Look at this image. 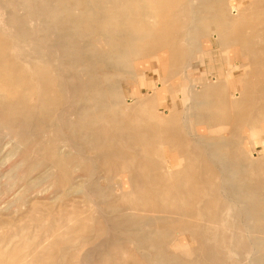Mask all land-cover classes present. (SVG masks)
<instances>
[{"label":"rangeland","instance_id":"rangeland-1","mask_svg":"<svg viewBox=\"0 0 264 264\" xmlns=\"http://www.w3.org/2000/svg\"><path fill=\"white\" fill-rule=\"evenodd\" d=\"M190 1L191 2L193 1L192 3L193 5L191 4ZM208 1L209 3L206 4V6L203 3H202L203 5L202 6L201 0H189L187 2L186 0H183V4L185 5L184 8L186 7L185 9L187 10V8L189 7L188 10L190 13L192 12L191 14L188 13V10L186 11L185 9L182 12L183 13L182 14L180 8H175L171 11L170 16L173 19H170V21H173L175 19V16H178L176 18H178V20L182 22V24L184 23L183 28L181 29L182 33L184 32L183 29L188 28V36L186 37V39H184V41L180 40L178 43L172 44L173 42L171 41L167 42L168 47L170 46H173V48L179 47V49L168 51L166 48V53H167L166 58H169L168 61H166V63H165V60H163V58L159 56V52L158 53L156 52L153 54L142 55L141 48L140 49L135 48L134 53L130 55H123L120 58H114L112 60L113 64L115 65L114 68L116 69L114 70L115 73H113V77H115L114 79L116 80L112 78L113 80L111 81L106 80L105 82L107 83L105 82L104 83L107 85L109 84V82L111 83L112 81H114L113 83L115 84L114 85L115 98H112L109 102H107L109 109L106 111H103L104 114H102L103 115L102 120L98 123L103 124L109 119L110 125L108 124V126L106 127V131L112 134V133H117V132H114L117 129L116 131H118V133L125 134V133H128V131L121 132L120 130L122 129H119V127L123 123V117L126 116V118L124 117V123L127 120V124H123L121 128L124 127V125H127V128L126 127L124 128L126 130H129V133L126 134L128 136L125 135L126 138H123L124 140L122 142H120L121 140L118 142L114 141L116 144L114 143L113 145H109L110 147L108 146V144H105V147H103L104 150L101 149L103 151H96L97 152L96 153L94 151L96 148L93 150V143L89 144L86 142H82V140L80 139V137L85 138V136H90L93 133V130H92L93 127L85 125L84 124L85 121L82 120L80 128H79V133L76 132L75 130L77 129L75 128V124H77L76 116L78 114L81 115L82 113H84L81 115L82 117L85 116L86 118H90V117L93 118V98L90 103L86 102L85 99L87 96L84 97V94H83L85 92H82L83 90L79 91L77 89L78 91L76 90L77 92L76 94L78 97L76 98L77 100H75L74 98H72L74 95L71 91L73 86H76L77 88H79L82 86V84L84 85L87 82L89 85L92 86L93 82L90 79L87 80L84 72H82L81 70L79 72L78 67L76 69L73 66L69 67L67 63H63L62 65L61 63L60 64L58 63L59 61L57 60L61 58L63 55L65 56L66 52L57 51L58 48L55 49L56 47L48 39L47 40L43 39L40 41V38H41L40 36L42 35V33L47 35L50 32V28L47 27L48 24H45L44 20L42 21L38 18V12L35 11L39 0H0V36L12 43L11 47L13 51L15 52H16V49H20V48H22L23 50L24 49L27 50L30 48L32 49V48L40 47V50H42V52H44L46 56H50L51 58L50 63L53 65H56L54 66L56 67L54 68V71H56L55 72L56 75L61 80H63L62 83L66 86L65 93L67 94V95L64 94L65 97H64L63 103L65 104H62V107H58L57 109L60 112V113L58 112L59 117L58 118L54 116L50 117L49 114H48L49 117L45 115L40 119L42 121L41 123L42 125L40 126H37L40 121L36 119L35 115H32V110L30 109L34 107L30 105L33 102L22 105V107L25 110V113H28V115L15 118L14 119L15 123L13 125H9L6 123V120H5L6 112L2 108H0V264H103V263L104 264H114V262L115 264L117 263L123 264V262L124 264H127V263L133 264V262L134 264H148V262L151 264L152 263L154 264V262L152 261L154 260V258H155V262L158 260L155 264H158V263L165 264L167 263V261H168L167 264H172V263L173 264H199V263L200 264H210V262L208 260L206 261L205 259L206 257L203 254L204 252L203 248H199V245L194 246L195 243H191V239H192L191 231H189L188 233L185 231H180V230L177 231L178 228H175L174 224L175 223L177 224L176 220L178 218H176V215H173L174 213H170V210H172L175 206H178V205L180 206L181 203H182L181 206L187 208L193 202H198L197 207L200 211L203 205L201 201H204L207 198L208 192L206 191H208V189L205 188V186L204 187L202 186L201 189H203L205 193H203L202 197L200 198H199V195L195 192L193 194L189 193L188 196L185 195L186 197L185 196L180 197L182 198V200L179 199L178 201L176 200L178 198L175 199V196H174L176 192L175 184L177 181H179L181 184L185 183L183 181V175L185 174L188 166H189V170L191 169L195 171H197V169L202 168V166L203 168L204 167H209V168L214 167V169H217L220 171L223 168L226 170L229 169L230 168L229 165L232 162H235L236 164H238L242 170H249V171L254 170V171H257L258 173H261L260 177H262V179L264 180V106H263L264 105V101H263L264 100V96H263L264 95V59H263L264 57V0H225L226 2L225 1L223 2L222 0H220L223 3H225L224 5L223 4L220 5L222 2H220L219 0H208ZM191 5L193 6V9ZM216 6L218 7L221 6V7L219 9V8H216ZM232 6L237 8L235 12L230 11V8ZM191 9L192 11H190ZM238 10L241 12H239ZM242 11L244 14L242 13ZM217 14L219 18H217L216 16ZM13 15H15L16 20L15 18L13 19L12 17ZM185 15L187 17H185ZM258 15H260L261 17H259ZM180 17L182 19H180ZM183 18L185 19L183 20ZM229 18L230 20L232 19V21L228 23L229 20H226V19H229ZM12 21L24 27V30L21 31L20 39L17 40L18 41L17 43H15L16 42L15 38L17 37V35L19 36V34L16 35L14 33L16 31L14 29H11L10 25ZM221 23H224L223 28H220L219 26ZM234 24L235 26L233 27H236V29L234 28L235 31L237 33L240 32L239 34H241L242 36L244 35L241 41L240 40L235 41V43L233 42L234 40L231 37L229 38V35L231 36L233 33L232 31H234L232 27V25ZM214 28L216 30H214ZM224 32L226 33L223 34ZM228 32L231 34H229ZM65 40L66 39L63 38V42H65ZM83 43L81 41L80 44L83 45ZM98 45L97 43L94 44V46L97 49L99 48L100 51L103 50L104 47L105 49H107V45L103 44L102 46L101 42H99ZM241 50H243V52ZM175 57H180L181 62H179V64L175 66L176 69L175 67H173L174 68L173 69L171 66L172 63L169 61L171 60V58H175ZM182 61H184L183 62L184 65L181 64V67H180V63H182ZM253 61H255V63ZM163 62L165 63L164 65H163ZM239 63L240 65H238ZM168 67H171V68H168ZM123 68L124 70L122 71ZM178 68H181V69L177 70ZM216 69L218 72H220L221 77L219 76L220 74L216 71ZM176 70L179 72H177ZM173 71H175V74ZM198 76L200 80L198 79ZM203 80H205V82ZM115 81H118V82L115 83ZM196 81L200 85H197ZM201 84H203V86H201ZM198 86H201L200 89H198ZM156 87L157 89H155ZM150 88L151 90L153 88L154 91L152 90L153 91L152 92L148 90ZM203 88L205 89V91L209 90L208 94H207V91L205 93ZM190 90H193V91L198 90V92H200L199 93L200 95H196L198 92L196 93V91H194L192 93V91ZM256 91L258 92L256 93ZM151 92L154 94V96ZM188 92L190 93L189 95H188ZM201 93L204 95L201 96L202 95ZM209 93L211 96L209 95ZM215 93H218L219 95ZM225 95L228 97H226ZM189 96H191L192 98L191 97L189 98ZM206 96L209 98H207ZM215 96L217 97L215 98ZM146 97L147 98L153 97L152 101L151 99H149L151 104L149 103ZM222 98H223L222 105L230 109V110L227 109V111H230V113L226 111H222L223 109L224 110L226 109L225 107L220 106L221 105L220 101H222ZM224 98H228L229 100L225 99L226 100L225 102ZM214 99L215 100L219 99L220 101H217L218 102L217 103ZM231 99H233L234 101ZM145 100L148 102H145ZM259 100H261L262 102ZM165 102H168V103L165 104ZM212 102L217 104L216 105L217 107L215 106V104H212ZM224 102L225 104L227 103L229 104L224 105ZM146 103L147 104L149 103V107L147 106ZM210 103L213 105V107L215 106L214 107L215 109L216 108L217 109L215 110L213 107L210 108V105H211ZM236 103L240 104V106L237 105ZM208 104L210 105L207 106ZM151 105L153 106L150 107ZM218 105L220 106L221 110H219L220 108ZM87 106H89V109ZM144 106L145 108L147 106V110L144 108ZM238 106H239V109H238ZM261 106L262 108H260ZM153 107H156V108H153ZM133 108H134V111H132ZM139 108L141 109V111L144 109L142 113L145 115H142V113L140 115ZM149 108L151 109L149 110V112L151 111L154 114H152L151 112L149 114L147 113ZM203 108H207L206 109L207 112L205 109L203 110ZM234 108H235V111L233 112ZM85 109L88 110L87 113ZM116 109H118L117 112H115ZM121 109H125V110H122L121 112L119 111ZM171 110H173L172 113H171ZM209 110L211 111L208 112ZM131 111H132V114L130 113ZM135 111L139 113L136 112L137 114H135L134 113ZM159 111L160 112L162 111L161 113L163 115L165 114L166 115L162 116ZM219 111H221L222 113L224 112L223 116H222V113H220ZM257 111L259 113H257ZM118 112L123 114L122 117L120 116L121 118L118 117V115H121ZM194 112H195V115H197L196 118L194 116ZM205 112L208 114L210 113L211 114L210 117L211 116L212 117L210 118L209 115L208 117L203 118V119L198 117L199 114H203ZM242 113L245 116H243ZM228 114H230L231 116ZM131 115L132 117L133 115L135 116L131 119ZM156 115L159 117V118L157 117V120L162 118L165 121H167V122H165L164 120L161 121V123H163L164 121L163 124L166 128L162 126L163 124L159 125L161 123L159 124L156 123V122H159L156 120ZM146 116H147V120H146ZM151 116H155V118ZM115 117H117V119L120 120V123ZM236 117H238L240 120ZM110 118L111 119L115 118L114 122ZM144 118L145 120H143ZM169 118L171 119L169 120ZM152 119H154L155 122H152L153 121ZM205 119H207L208 122ZM115 120H117L118 122V123L116 122L117 124L115 123ZM141 120L143 121V124ZM130 121H131V124H130ZM67 122H71L74 125L70 126V124ZM91 122H93V120ZM112 123L113 125L114 124L115 125L113 126ZM128 123L130 126L128 125ZM134 123L136 124L132 126V124ZM152 123L154 126L152 125ZM118 124H120V126ZM147 124L152 125V126L150 125L149 126L153 129V131L151 130V128L148 127ZM131 126H132V129H130ZM134 126L138 129L137 133H136L137 129ZM137 126H139L141 129ZM153 127L154 128L156 127V128L154 129ZM159 127L162 129V131L160 130ZM144 128L145 130H148V131L146 132L143 131ZM157 128L159 129L157 130ZM139 129H140V132L143 131L141 132L142 134H140ZM149 130L153 132L152 133L150 131L152 135L149 134ZM169 130L170 132H168ZM144 132L147 133V134H144L145 136L148 135L147 137H143ZM169 133H171V135H169ZM138 134L140 135L141 138H139ZM169 136L172 139H169ZM30 137L31 138L35 137V138H32L33 142L34 140H36L40 144H37L38 142H35L36 144L31 142L32 140L30 139ZM142 138L143 140H141ZM213 138L214 139L217 138V140L220 141V143L218 144L216 143L217 145L219 146L220 144H222L223 146L225 145L224 151H226L225 152L226 154L223 151L224 149L223 146H222L223 148L217 146V149L219 148L221 152L219 149H218L219 151L215 150L216 149L215 147L214 150L217 152L216 155L214 154L213 156L212 155L213 152H211L210 154V151L212 150V148H214V146L209 145L208 142L212 141L211 139ZM47 141L50 142V144ZM191 141L193 143H191ZM46 143H48V146L45 145ZM137 143H138V146L140 145L139 147L135 146L137 145ZM39 145L41 146L40 148H38ZM131 145L138 147L136 149L137 151H139L138 149H140L139 153L143 151L142 154L141 155L139 154V156L136 155L135 158L133 157L135 155L131 154L128 156L127 159L125 158L127 156H125L124 158L123 157L121 158V156L114 157L116 159L113 158L114 159L113 163L115 166L117 165L116 166L117 168L119 166L118 163L120 164L123 161L125 165L129 167L139 162L138 160H141L140 158L144 160V158L147 157L148 155H151L149 156L151 159L147 157L145 158L147 159V161L146 160L142 161V162L146 161L144 165L141 166V169H140V171L142 170V175L145 173V175H143V179H142L141 174H136V176L133 177L137 179V175H139L140 177L138 178L137 182H140L142 186L140 185V187L138 188L139 183L137 184L136 182L137 187L135 188L133 187V189L124 188L123 185H121L122 186L121 188L118 186V184L121 183V179L117 180V179H114V177H117L118 175L119 176L117 178H121L122 176L130 177L131 172L125 171L127 172L126 173L127 175H125V172L116 173L118 171H114L115 169L112 168L113 166L112 163L110 165L108 164L111 170L110 168L109 169L106 168V164L103 161V158L105 159L106 157L104 153L106 152V148L108 152V150L109 151L111 150L109 149L111 147L113 148L112 149L113 154H115V151L117 150L118 147L121 149V151L123 148V150L125 149V152L128 150L130 152H135L136 151V149H134L135 147H132ZM195 145L196 147H192ZM203 145L205 147H203ZM42 146L44 147V151H43ZM45 146L47 147L45 148ZM141 146H143L144 148ZM209 146H210V149H208ZM54 147L56 151L52 149ZM129 147H131L132 149ZM146 148L148 152L146 151ZM189 148H191L190 151L192 150L191 153L189 152ZM206 150H208L209 154L206 152ZM151 151L152 152L154 151V152L152 153ZM98 153H101V154H98ZM219 153H222L221 155L223 156H220ZM203 154H207V155H203ZM217 154L220 156L219 158L223 160L222 162H220ZM57 155L60 158H58ZM99 155L102 157H100ZM188 155H191V156L188 157ZM211 155L215 157L213 158V160H210L212 159ZM50 156L52 159L50 158ZM205 156H208L207 157L208 159H206ZM55 158L58 160H56ZM61 158L65 161L67 168L64 167L66 165H63L64 161ZM64 158L67 159V161ZM131 158H134V161ZM120 159H122L123 161ZM164 159L166 161H163ZM171 159L172 160L174 159L176 162L179 161L180 164L178 165V163L177 164L173 163L172 164L173 169L170 168V170L167 171L165 165L166 163L168 165L169 160ZM126 160L128 161L126 162ZM57 161L58 162L60 161L63 164L61 163V165L59 166L56 163ZM211 161H213V165L215 166L211 167L212 165ZM70 162L71 163L74 162V164H71ZM76 162L77 164H75ZM130 162L132 164H130ZM149 162L152 168L149 166ZM219 162L222 164H220ZM216 164H218L222 169ZM53 165L55 168L53 167ZM221 165H224L226 168ZM146 167L148 168L146 169ZM162 167H165V168H162ZM112 170L113 172H111ZM230 172H233V174H231V177L233 176L235 178L234 176L235 172L233 170ZM154 173L157 177L154 175ZM161 173L164 174V179L166 180V181L162 180L163 182L161 183L165 184L164 186H167V187L169 186V189H167V187L163 189V191L167 192V193L163 192L166 195L162 193L161 195L159 194L160 191L158 187V181H156L155 179V178H159V175ZM59 175L60 177H57ZM222 177L223 178H219V180L223 179L222 183L224 182V184H222L220 180L221 186L222 185L223 186L222 188H220L221 198L220 197L219 198H220V202L222 200V203H223L222 205L223 208L220 211L221 212L220 215H221L223 222L222 221L217 222V220H213V219H205V218L202 219L199 216H197L198 222L200 221L203 226H207V227L209 226L210 228H221V230L224 228L223 232L227 237H229V241L231 240L230 241L231 245H235L234 244L235 237H236V240H244L245 238H249L250 234L252 235V237L256 236L257 234H258L257 235L258 237L259 236L264 237V234H261L260 232L259 233L254 232V230H251V228L247 226H243V225L241 226L242 220L246 218V214L244 211L245 204L244 202L240 201L244 204L242 205V207H240L241 205H239L240 203L239 199L234 198L233 200V198L230 196V193L226 192V190L229 189L228 183L230 184V179L227 180L228 176H222ZM153 179L155 181L152 182ZM141 180L143 183L141 182ZM55 181H57L58 183H55ZM154 182H156L157 185ZM148 183H150L149 185L151 187L148 185ZM66 185L68 186V188ZM75 185L77 188H75ZM95 185L96 186L98 185V186L95 187ZM171 185L172 186L174 185L173 188ZM140 188L141 190H144V191L139 190ZM148 188L152 190H149ZM172 189H175V190L173 191ZM138 190L139 192H137ZM171 190L173 193L171 192ZM154 191L156 194H159L161 197L163 196L167 199L165 198L163 199L162 197L163 200H161L160 196L158 197V195H156ZM138 193L142 195L140 196L138 195ZM135 194L137 196H135ZM152 194L153 195L155 194V196L154 197L151 196ZM171 199H173L174 201ZM236 199L238 200L236 201ZM149 200L151 202L154 201L155 202L154 204L160 201H163L162 203L164 204L166 203L165 205H166L167 211L169 212V213L166 211L164 212L161 208L157 210L156 212L152 213V216L150 212H148V214L147 212L146 213L142 212L143 215L150 214L148 216V223H151V225L155 224L154 223L155 219L158 220L159 222H160V219H163L166 221L164 225L166 226L165 227L166 234L164 233L162 237L157 235L156 240L154 237L149 236L150 237L149 238L148 236L145 235L144 231L146 230L142 229V227H146L145 229H147V226L137 225L138 224L137 219L133 218L132 216L136 214L138 211L130 208V204H131L130 202L137 201V203L138 202L141 203L144 201L148 202ZM229 201L231 202L229 203ZM168 202L170 205H168ZM237 204L239 205L238 208H237L238 206ZM166 208H163V209L165 210ZM203 209L205 210V212L209 211L208 208H203ZM238 210L241 211L242 214ZM139 211H142V210H139ZM113 217L115 219H113ZM130 217H132V219ZM172 217L173 219L175 218L174 221H172ZM108 218H110V220L116 223L112 224L111 226V223L113 222L108 221V222H111V223H108L107 222ZM116 218L118 221L116 220ZM124 218L126 219L124 220ZM190 220L196 221V218L190 217ZM171 221L174 224L169 223ZM177 221H179V219ZM185 221H187V219ZM129 223L132 224L130 228L132 229L131 231L134 230L133 232L136 233L137 232L136 229H138V232L136 234H132V232L129 231V229L128 231H124V230L120 231L121 230V228H119L120 226L123 228V226ZM117 224H119L118 229H116ZM170 224H172V227ZM113 225H114V228H113ZM160 225H161V222H160ZM148 228L153 230L151 226L150 227L148 226ZM141 230L143 233H141ZM155 233H157V231ZM164 236L166 237V239L164 238ZM168 236L171 239L167 238ZM137 239H139L142 242L143 244L142 246H136V244H134L135 240ZM153 239L154 241H156L155 244H154ZM118 242L119 243L121 242L120 243L121 245L119 244L120 247L118 245ZM148 242L149 244H151V247L147 245ZM113 244L117 246L115 247ZM125 245L127 246L124 247ZM134 245H135V248H134ZM160 245L162 246L160 247ZM112 246H114V248H112ZM122 246L126 248L127 250L125 251V249ZM259 247L257 246V244L255 245L254 243H252V245L251 243L245 244L243 247L234 246L231 250L234 251L235 256L233 255V252L231 250L229 252V249H226L224 253V260L220 264H249V261L252 262L256 257H258L256 254L258 253L261 254L262 249L260 248L261 250L259 252ZM150 248L151 249L153 248L152 251H150L151 250ZM253 248L254 249L256 248L255 249L256 251ZM143 249L144 251H142ZM154 249L158 251H153ZM148 250L150 253L149 258H151L152 262L148 260V257H147L149 256L148 255L149 253L147 254ZM167 250H171L172 252L169 251L170 252L169 253L167 252ZM114 251H116V253ZM123 251L125 252L123 253ZM127 251H129V253H135V252L137 253V254L136 253L134 254V256H137L135 261L134 260H131L132 262L125 261L124 258H125V255H127L126 254ZM159 251H161V253ZM143 252H145L147 255ZM166 253L167 254L169 253L170 255L168 254L167 256L165 255ZM172 253L174 254L173 255L174 257L172 256ZM254 254L256 257L255 256L253 257ZM118 255L119 257H117ZM141 255L144 257L146 256L145 259L146 258L147 259L146 260L142 259ZM113 256L115 257L113 258ZM121 256H123L124 258H122ZM166 256L170 258V262ZM179 256H182V257H179ZM120 257L122 259H120ZM161 257L162 258L165 257L166 261L165 259H163L164 260L163 262ZM227 257L229 258L231 257L230 260L233 262H230V260H228ZM115 259L117 260V263ZM119 259L121 261L123 260L122 263ZM107 260H108V263L106 262ZM143 261L144 263H141ZM225 261L226 263H224Z\"/></svg>","mask_w":264,"mask_h":264},{"label":"bare ground","instance_id":"bare-ground-1","mask_svg":"<svg viewBox=\"0 0 264 264\" xmlns=\"http://www.w3.org/2000/svg\"><path fill=\"white\" fill-rule=\"evenodd\" d=\"M189 1V0H186V2ZM201 5L202 3L206 6V4L209 3L208 0H201ZM205 1V3H204ZM220 1V0H219ZM223 2L225 0H222ZM220 1V2H222ZM185 2V3H186ZM191 2V1H190ZM221 3L220 5H224L225 3ZM226 2V1H225ZM193 3V1L191 2V4ZM195 3V1H194ZM218 3V2H216ZM189 4V3H188ZM200 4V2H199ZM198 4V5H199ZM187 5V4H186ZM193 5V4H192ZM191 5V6H192ZM184 4H183V0H39L38 4H37V8L35 11L38 12V18L40 20H44V23L45 24H48L47 27L50 28V32L47 34H43L40 36V41L43 40V39H48L50 40V42H52V44L56 47L55 49H57V51H60V52H66L65 56L63 55L61 58H59L57 61H59L58 63L61 65L63 63H67L70 66H73L77 69H79V72L80 70L82 72H84V74L86 75V79L87 80H91L93 82V85H89L88 82L85 83L84 85L82 84V88L79 87L77 88L76 86H73V88L71 89L72 93H73V97L75 100H77L76 98L78 97L77 96V92L76 90L78 89L79 91L83 90L82 92H85L83 93L84 94V97H86V102H91L92 101V98H93V118L90 117V118H86L85 116L82 117L81 115L84 114L82 113L81 115L78 114L76 116V123L75 124V129L76 132L79 133V128H80V125H81V122L82 120L85 121V125H88V126H91L93 127L92 130H93V133L90 135V136H85V138L83 137H80V139L82 140V142H86V143H89V144H92L93 143V150L96 152V151H103V147H105V144H108L109 145H113L115 142H122L124 139L123 138H126L125 135L129 133V130H126L124 127L127 128V125H124V127L121 128V126L123 124H127V120L126 122L124 123V117L126 118V116L123 117V123L122 125L120 126V124H118L120 127L119 129H122L120 130L121 132L122 131H125L128 133H125V134H121V133H118V131H114V132H117V133H109L108 131H106V127L108 126V124L110 125V120L108 119V121H106L105 123L103 124H100L98 122H100L102 120V114L103 111H106L108 110V103L112 98H115V95H114V81H112L111 83L109 82V84H105L107 82H105L106 80H113L115 77H113V73L114 70H116L114 67L115 65L113 64L112 60L114 58H120L122 57L123 55H130L132 53H134L135 51V48H141L142 50V55H145V54H153V53H158L159 52V56H161V58H163V60H165V63L166 61H168L169 58H166L167 57V53H166V48L168 51L170 50H178L179 47H175L173 48V46H170L168 47L167 46V42L168 41H171L173 42L172 44L174 43H178L180 40L184 41V39H186V37L188 36V28L186 29H183L184 32L182 33V28H183V24L182 22H180L178 20V16H175V19L173 21H170V19H173L170 15H171V11L175 8H180L181 9V13L184 11ZM190 6V7H191ZM203 6V5H202ZM13 7V6H12ZM188 7V6H187ZM221 7V6H220ZM220 7L216 6V8H219ZM242 7V6H241ZM248 7V6H247ZM189 9V7L187 8V10ZM192 9H193V6H192ZM192 9L190 11H192ZM195 9V8H194ZM237 8L232 6L230 8V11L231 12H235ZM251 9V8H250ZM186 10V9H185ZM186 10V11H187ZM197 10V9H196ZM206 10V9H204ZM223 10V9H221ZM239 11V10H238ZM174 12V11H173ZM196 12V11H195ZM217 12V11H216ZM241 12V11H239ZM258 12V11H257ZM186 13V12H185ZM188 13L189 10H188ZM192 13V12H191ZM190 13V14H191ZM202 13V11H201ZM243 13V11H242ZM259 13V12H258ZM183 14V13H182ZM198 14V13H197ZM219 14V13H218ZM218 14L216 15L217 18L218 17ZM244 14V13H243ZM180 16V15H179ZM183 16V15H182ZM203 16V15H202ZM201 16V17H202ZM232 16V15H231ZM235 16V15H234ZM259 17H261L260 15H258ZM13 19L15 18V15L12 16ZM174 17V16H173ZM185 17H187L185 15ZM189 17V16H188ZM193 18V17H192ZM231 18V17H230ZM229 19H226V20H229L228 23L230 21H232V19L230 20ZM258 18V17H256ZM180 19H182L180 17ZM185 18H183L184 20ZM201 19V18H200ZM261 19V18H260ZM259 19V20H260ZM16 20V18H15ZM191 20V19H190ZM203 21V20H201ZM185 22V21H184ZM226 22V21H225ZM204 24V22H203ZM224 23H221L219 26L220 28H223ZM186 25V24H185ZM11 29H14L16 32H14L16 35L19 34V36L17 35V37L15 38V43H17L20 39V34H21V31L24 30V27L20 26L19 24L15 23L14 21H12L11 23ZM231 26V25H230ZM235 26L232 25V27ZM252 26V24H251ZM186 27V26H185ZM201 27V26H200ZM207 27V25H206ZM241 27V26H240ZM229 28V27H228ZM236 29V27H233V29ZM203 29V28H202ZM208 29V28H207ZM227 29V28H226ZM232 31V35L230 36L229 35V38L231 37L235 43V41H241L243 39V36L239 33H237L236 31ZM32 30V29H31ZM211 30V29H210ZM208 30V31H210ZM214 30H216L214 28ZM42 31V30H41ZM191 31V30H190ZM223 31V30H222ZM197 33V32H196ZM195 33V34H196ZM226 32H224L223 34H225ZM229 33V32H228ZM227 33V34H228ZM231 34V33H229ZM195 36V35H194ZM206 36V35H205ZM31 38V37H30ZM63 38L66 39L65 42H63ZM191 38V36H190ZM214 40V39H213ZM217 40V39H216ZM249 40V39H248ZM82 41L85 42L82 44H80ZM181 41V42H182ZM221 41V40H220ZM246 41V40H245ZM244 41V42H245ZM101 42L102 43V46L103 44L107 45V49H105V47L103 48V50L100 51V49L96 48L94 46L95 43H98ZM223 42V41H222ZM238 43V42H237ZM11 42L4 39L3 37L0 36V108H2L3 110H5L6 112V123L9 124V125H13L15 123L14 119L15 118H19L21 116H24V115H28V113H25V110L24 108L22 107L23 104H26V103H32L30 105L34 106L33 108H30L32 110V115H35L36 116V119H38L40 122L37 126H40L42 125V121L40 120L43 116H49L50 117H59V111L57 110L58 107H62V104H65L63 103L64 102V97L66 94L65 91H66V86L62 83L63 80H61L57 75H56V71H54V66L56 65H53L50 63L51 61V58L50 56H46L44 52H42V50H40V47H36V48H30V49H27V50H23L22 48L20 49H16V52L13 51L12 47H11ZM14 44V43H13ZM218 44V43H217ZM186 45V44H185ZM236 45V44H235ZM242 45V44H241ZM99 46V45H98ZM101 46V47H102ZM199 47V46H198ZM196 48V47H195ZM183 50V49H182ZM186 50V49H185ZM192 51V50H191ZM240 51V50H239ZM243 52V50H241ZM207 52V51H206ZM186 53V52H185ZM184 53V54H185ZM204 53V52H203ZM215 53V52H214ZM258 53V52H257ZM183 54V53H181ZM207 54V53H206ZM189 55V54H188ZM204 55V54H203ZM209 55V54H208ZM213 55V54H212ZM218 55V54H217ZM245 55V54H244ZM181 56V55H180ZM243 56V55H242ZM127 57V56H126ZM129 57V56H128ZM241 57V55H240ZM190 58V57H189ZM251 58V57H250ZM249 58V59H250ZM247 59V58H246ZM264 59V57H263ZM181 58L180 57H175V58H171V60L169 62H171V66L172 68L177 66V64H179ZM183 60V59H182ZM121 61V60H120ZM185 61V60H184ZM184 61H182V63H180V67H181V64L184 65ZM215 62V61H214ZM250 62V61H249ZM248 62V63H249ZM255 63V61H253ZM163 62V65L165 64ZM158 64V63H157ZM260 64V63H259ZM119 65V64H118ZM124 65V64H123ZM210 65V64H208ZM233 65V64H232ZM240 65V63L238 64ZM164 67V66H162ZM183 67V66H182ZM190 67V66H189ZM219 67V66H218ZM217 67V68H218ZM168 68H171V67H168ZM206 68V67H205ZM256 68V67H255ZM174 69V68H173ZM172 69V70H173ZM176 69V67H175ZM181 68H178L177 70H180ZM187 69V68H186ZM253 69V68H252ZM118 70V69H117ZM124 70V68L122 69V71ZM176 70V71H177ZM188 70V69H187ZM220 70V69H218ZM120 71V69H119ZM168 71V70H167ZM170 71V70H169ZM217 71V69H216ZM118 72V71H117ZM174 74H175V71H173ZM179 72V71H177ZM207 72V71H206ZM218 72V71H217ZM249 72V71H248ZM125 73V72H124ZM213 73V71H212ZM220 74V72H218ZM83 74V75H84ZM120 74V73H119ZM171 74V73H170ZM182 74V72H181ZM210 74V73H209ZM217 74V73H216ZM218 74V75H219ZM245 74V73H244ZM177 75V74H176ZM211 75V74H210ZM213 75V74H212ZM217 75V76H218ZM246 75V74H245ZM252 75V74H251ZM216 76V77H217ZM221 77V74L219 75ZM244 76V75H243ZM249 76V75H248ZM197 77V76H196ZM210 77V76H209ZM242 77V76H241ZM255 77V76H254ZM75 78V77H74ZM113 78V79H112ZM214 78V76H213ZM224 78V77H223ZM251 78V77H250ZM188 79V78H187ZM197 79V78H196ZM198 79H199V76H198ZM210 79V78H209ZM85 80V79H84ZM116 80V79H114ZM175 80V79H174ZM200 80V79H199ZM198 80V81H199ZM256 80V79H255ZM124 81V80H123ZM205 82V80H203ZM238 81V80H236ZM83 82V81H82ZM105 82V83H104ZM118 82V81H115V83ZM197 83V81H196ZM241 83V82H240ZM262 83V82H261ZM77 84V83H76ZM249 84V83H248ZM197 85H200L197 83ZM166 86V85H165ZM201 86H203V84H201ZM201 86H198V89H200ZM224 86V85H223ZM222 86V87H223ZM168 87V86H167ZM192 87V86H191ZM174 88V87H173ZM221 88V87H220ZM225 88V87H224ZM251 88V87H250ZM261 88V87H260ZM157 89V87L155 88ZM160 89V88H159ZM166 89V88H165ZM202 89V88H201ZM215 89V88H214ZM213 89V90H214ZM226 89V88H225ZM77 90V91H78ZM150 91V89H148ZM147 90V91H148ZM203 90L205 91V89L203 88ZM202 90V91H203ZM227 90V89H226ZM262 90V89H261ZM154 91V90H153ZM152 91V92H153ZM174 91V90H173ZM192 91V93L196 90H190ZM201 91V90H200ZM203 91V92H204ZM207 91V90H206ZM205 91V93H206ZM209 91V90H208ZM208 91H207V94H208ZM211 91V90H210ZM218 91V90H217ZM223 91V90H222ZM81 92V94H82ZM151 92V93H152ZM198 92V90L196 91V93ZM258 91H256L257 93ZM191 93V94H192ZM200 92H198L196 95H200L199 94ZM222 93V92H221ZM80 94V93H79ZM153 94V93H152ZM151 94V95H152ZM168 94V93H167ZM171 94V93H170ZM190 93L188 92V95ZM202 94V93H201ZM206 94V95H207ZM213 94V92H212ZM215 94H218V93H215ZM238 94V93H237ZM246 94V93H245ZM67 95V94H66ZM93 95V96H92ZM172 95V94H171ZM204 94H202L201 96H203ZM210 95V93H209ZM219 95V94H218ZM224 95V94H222ZM228 95V93H227ZM257 95V94H256ZM143 96V95H142ZM146 96V95H144ZM150 96V95H149ZM154 96V94H153ZM211 96V95H210ZM214 96V95H213ZM226 96V95H225ZM223 96V97H225ZM244 96V95H243ZM264 96V95H263ZM67 97V96H66ZM83 97V98H84ZM191 96H189L190 98ZM198 97V96H197ZM207 97V96H206ZM217 96H215L216 98ZM228 97V96H226ZM261 97V96H260ZM123 98V97H122ZM147 98V97H146ZM153 98V97H152ZM152 98H147V100L149 101L150 103V100L152 101ZM169 98V97H168ZM192 98V97H191ZM203 98V97H202ZM209 98V97H207ZM238 98V97H237ZM225 99H228V98H224V101L226 102ZM257 99V98H256ZM190 100V99H189ZM215 100V99H214ZM229 100V99H228ZM233 100V99H231ZM114 101V100H113ZM122 101V100H121ZM145 100V102H148ZM166 101V100H165ZM172 101V100H171ZM191 101V100H190ZM216 102L217 101H220L219 99L218 100H215ZM214 101V102H215ZM234 101V100H233ZM245 101V100H244ZM248 101V100H247ZM250 101V100H249ZM261 101V100H259ZM264 101V100H263ZM118 102V101H117ZM115 102V103H117ZM120 102V101H119ZM193 102V101H192ZM214 102H212V104H215ZM221 102V105L220 106H223V98H222V101ZM224 102V105H228L229 103L225 104ZM246 102V101H245ZM262 102V101H261ZM67 103V102H66ZM140 103V102H139ZM149 103L147 104V106L149 107ZM168 103V102H165V104ZM218 103V102H217ZM232 103V101H231ZM230 103V104H231ZM247 103V102H246ZM253 103V102H252ZM120 104V103H119ZM145 104V103H144ZM151 104V103H150ZM188 104V103H187ZM197 104V103H196ZM211 104V103H210ZM210 104H208L207 106H209ZM210 105V108L213 107V105ZM234 104V103H233ZM237 104V103H236ZM61 105V106H60ZM115 105V104H114ZM217 104H215L216 106ZM232 105V104H231ZM240 106V104H237ZM252 105V104H251ZM263 105V103H262ZM116 106V105H115ZM119 106V105H118ZM142 106V105H140ZM147 106L144 108L147 110ZM153 105H151L150 107H152ZM205 106V105H204ZM214 106V107H215ZM219 106V105H218ZM219 106V108H220ZM236 106V105H235ZM239 106H238V109H239ZM264 106V105H263ZM88 109H89V106H87ZM91 107V106H90ZM114 107V106H113ZM121 107V106H120ZM124 107V106H123ZM132 107V106H131ZM171 107V106H170ZM178 107V106H177ZM213 107V108H214ZM217 107V106H216ZM226 108V106H223ZM249 107V106H248ZM70 108V107H68ZM127 108V107H126ZM143 108V107H142ZM153 108H156V107H153ZM237 108V107H236ZM242 108V107H240ZM262 108V106L260 107ZM82 109V107H81ZM120 109V108H119ZM169 109V108H168ZM206 110L207 108H203V110ZM215 109V108H214ZM217 109V108H216ZM215 109V110H216ZM223 109V108H222ZM228 108H226L225 110L223 109L222 111H226V112H229L230 111H227ZM232 109V108H231ZM250 109V108H249ZM60 110V109H59ZM86 110V113L88 112L87 109ZM118 109H116L115 112H117ZM122 110H125V109H121L119 111L122 112ZM132 110V109H130ZM140 110V115L141 113L143 112V110L141 111V109L139 108ZM145 110V111H146ZM149 110H151L150 108L148 109V114L151 112H149ZM177 110V109H176ZM221 110V108L219 109ZM230 110V109H228ZM241 110V109H240ZM113 111V110H112ZM134 111V108L133 110ZM132 111L130 112L132 114ZM138 111V109H137ZM135 111L134 113L137 114L139 112ZM144 111V112H145ZM157 111V110H156ZM173 110H171V113H172ZM211 110H209L208 112H210ZM214 111V110H213ZM235 111V108L233 110V112ZM247 111V110H246ZM30 112V111H29ZM59 112V113H58ZM62 112V111H61ZM137 112V113H136ZM155 112V111H154ZM160 112V111H159ZM162 112V111H161ZM160 112V113H161ZM169 112V111H168ZM181 112V111H180ZM187 112V111H186ZM204 112V111H202ZM207 112V110H206ZM203 113V114H199L198 117L203 119V118H206L210 117V113ZM220 113H222L221 111H219ZM85 113V114H86ZM120 113V112H118ZM152 113V112H151ZM167 113V112H166ZM201 113V112H200ZM224 113V112H223ZM223 113H222V116H223ZM238 113V112H236ZM255 113V112H254ZM257 113H259L257 111ZM115 114V113H113ZM117 114V113H116ZM121 114V113H120ZM154 114V113H152ZM156 114V113H155ZM175 114V113H173ZM198 114V113H197ZM245 114V113H244ZM87 115V114H86ZM130 115V114H129ZM142 115H145L142 113ZM147 115V114H146ZM160 115V114H158ZM162 116H165L161 113ZM178 115V114H177ZM184 115V114H183ZM230 115V114H228ZM227 115V117H228ZM233 115V114H232ZM243 115V113H242ZM247 115V114H246ZM48 116V117H49ZM117 116V115H115ZM122 117L123 114L121 115H118V117ZM128 116V114H127ZM135 115H133L134 117ZM138 116V115H137ZM150 116V115H149ZM161 116V117H162ZM192 116V115H191ZM194 116L195 118L197 117V115H195V112H194ZM226 116V115H225ZM231 116V115H230ZM234 116V115H233ZM245 116V115H243ZM255 116V115H254ZM9 117V118H8ZM112 117V116H111ZM120 117V118H121ZM132 115H131V119L133 118ZM151 117H154L155 116H151ZM157 115H156V120H157ZM180 117V115H179ZM178 117V119H179ZM212 117V116H211ZM210 117V118H211ZM226 117V118H227ZM242 117V116H241ZM105 118V117H104ZM113 118V117H112ZM117 119V117H115ZM114 118V119H115ZM130 118V117H129ZM143 118V117H142ZM159 118V117H158ZM167 118V117H166ZM198 118V119H199ZM238 118V117H236ZM253 118V117H252ZM29 119V118H28ZM88 119V120H87ZM111 119V118H110ZM114 119H111L113 120L114 122ZM130 119V120H131ZM161 119V120H160ZM159 122H156L157 124L161 123L162 118H160ZM168 119V118H167ZM166 119V120H167ZM171 118H169L170 120ZM239 119V118H238ZM49 120V119H48ZM93 120V122H91ZM118 122L120 123V120L117 119ZM117 120H115V123L117 122ZM122 120V119H121ZM145 120V118L143 119ZM146 120H147V116H146ZM150 120V119H149ZM153 121L152 122H155L154 119H152ZM207 121V119H205ZM214 120V119H213ZM226 120V119H225ZM240 120V119H239ZM133 121V120H132ZM142 121V120H141ZM165 121V120H164ZM163 121V123H164ZM117 122V123H118ZM146 122V121H145ZM167 122V121H165ZM170 122V121H169ZM208 122V121H207ZM70 124V126L74 125L73 123L71 122H67ZM116 123V124H117ZM149 123V122H148ZM151 123V121H150ZM155 123V125H156ZM163 123L159 124V125H162ZM171 123V122H170ZM185 123V122H183ZM255 123V122H254ZM253 123V124H254ZM93 124V126H92ZM130 124H131V121H130ZM136 123L132 124L135 125ZM142 124H143V121H142ZM206 124V123H205ZM243 124V123H242ZM113 125V123H112ZM115 125V124H114ZM113 125V126H114ZM116 125V126H118ZM129 125V123H128ZM140 125V124H139ZM148 125V124H147ZM150 125V124H149ZM148 127L151 128L150 126L153 125H150ZM158 125V126H159ZM166 125V124H165ZM193 125V124H192ZM229 125V123H228ZM234 125V123H233ZM238 125V124H237ZM236 125V126H237ZM249 125V124H248ZM112 126V128H113ZM130 126V125H129ZM132 126L130 129H132ZM154 126V125H153ZM163 127L164 124L162 125ZM161 126V128H162ZM186 126V125H185ZM184 126V127H185ZM255 126V125H254ZM87 127V126H86ZM135 127V126H134ZM139 127V126H137ZM144 127V126H143ZM157 127V126H156ZM155 127V128H156ZM250 127V126H249ZM136 128V127H135ZM140 128V127H139ZM148 128V129H149ZM154 128V127H153ZM154 128V129H155ZM160 128V127H159ZM157 128V130L159 129ZM160 128V130L162 131V129ZM166 128V127H165ZM163 128V129H165ZM168 128V127H167ZM174 128V127H173ZM125 129V130H123ZM137 129V128H136ZM141 129V128H140ZM140 129H139V132H140ZM172 129V128H171ZM188 129V128H187ZM110 130V129H109ZM135 130V129H133ZM151 130L153 131V129L151 128ZM149 130V134L152 135V131ZM189 130V129H188ZM131 131V130H130ZM143 131H148V130H144ZM141 131V132H143ZM152 133H151V132ZM190 131V130H189ZM133 132V131H132ZM138 132V129L136 131V133ZM140 132V134H142ZM143 133V137H147L145 136L144 134H147V133ZM170 132V130L168 131ZM167 132V133H168ZM131 133V132H130ZM135 133V132H134ZM43 134V133H42ZM115 134V135H114ZM133 134V133H132ZM60 135V134H59ZM137 135V134H135ZM139 135V134H138ZM150 135V136H151ZM162 135V134H161ZM164 135V134H163ZM169 135H171V133H169ZM205 135V134H204ZM128 136V135H126ZM133 136V135H132ZM149 136V137H150ZM165 136V135H164ZM199 136V135H197ZM60 137V136H59ZM148 137V138H149ZM156 137V136H155ZM168 137V135H167ZM206 137V136H205ZM214 137V136H213ZM32 138H35V137H32ZM32 138L30 137V139L32 140ZM61 138V137H60ZM76 138V137H75ZM138 138V137H137ZM139 138L140 135H139ZM136 139V137H135ZM146 139V138H144ZM168 139V138H166ZM169 139H172L170 138L169 136ZM191 139V138H190ZM204 139V138H203ZM214 139V138H213ZM211 139L212 141H209L208 144L211 145V146H214V148H212V150L210 151V154L211 152H213V156L214 154L216 155V151L215 150H218L217 149V145L218 143H220V141L216 139ZM39 140V139H37ZM41 140V139H40ZM138 140V139H137ZM136 140V142H137ZM143 140V138L141 139ZM160 140V139H159ZM163 140V138H162ZM115 141V142H114ZM171 141V140H170ZM169 141V142H170ZM193 141V140H192ZM191 141V143H193ZM207 141V140H206ZM205 141V142H206ZM222 141V140H221ZM33 142V140L31 141ZM35 142H38L36 140H34L33 143ZM48 142V141H47ZM162 142V141H161ZM201 142V141H200ZM50 144V142H48ZM48 143H46L45 145L48 146ZM103 143V144H102ZM135 143V141H134ZM140 143V142H138ZM138 143L137 145L135 146H138ZM149 143V142H147ZM152 143V142H151ZM150 143V144H151ZM172 143V142H171ZM202 143V142H201ZM204 143V141H203ZM217 143V144H216ZM36 144V143H35ZM37 144H40L39 142ZM102 144V145H101ZM116 144V143H115ZM129 144V143H128ZM127 144V145H128ZM142 144V142H141ZM170 144V143H169ZM52 145V144H51ZM85 145V143H84ZM122 145V144H121ZM125 145V144H124ZM146 145V144H145ZM149 145V144H148ZM201 145V144H200ZM45 146V148L47 147ZM56 146V145H55ZM118 146V145H117ZM116 146V148H117ZM126 146V145H125ZM132 146V145H131ZM134 145L132 147H135ZM140 146V145H139ZM138 146V147H139ZM155 146V145H154ZM190 146V144H189ZM223 145L220 144L219 147H222ZM234 146V145H233ZM41 146L39 145L38 148H40ZM43 147V146H42ZM51 147V146H50ZM110 147V146H109ZM114 147V146H113ZM138 147H135L134 149L138 148ZM143 147V146H141ZM149 147V146H148ZM192 147H196L195 146H192ZM199 147V146H198ZM203 147H205L203 145ZM216 147V149H215ZM224 149L223 151L225 150V145L223 146ZM222 147V148H223ZM37 148V149H38ZM88 148V147H87ZM115 148V149H116ZM131 148V147H129ZM144 148V147H143ZM151 148V147H150ZM202 148V147H201ZM200 148V149H201ZM221 148V149H222ZM55 150V147L52 148ZM57 149V147H56ZM103 149V150H101ZM111 149L110 151L108 150L107 152V148H106V152L104 153V155H106L105 159L103 158V161L105 162L106 164V168H110V166H108V164L110 165L111 163L113 164L112 168H114L115 170L114 171H118L116 173H124L125 171H129L131 172L130 173V177H124L122 176L121 178H117V177H114V179H121V183L118 184L119 187L122 188L121 185H123L124 188H128V189H133V187H137L136 185V182L138 181V178L140 177L139 175H137V179L136 178H133L134 176H136V174H141L142 175V170L140 171L141 169V166L144 165V163L147 161V157L151 156V155H148L147 157H145L144 155V160H146L145 162H142L144 161L142 158H140L141 160H138L139 162H137L135 165H132V166H129L127 167L124 163V161L122 159L123 162H121L120 164L118 163V168L114 165V157H120L121 158L125 157L126 159L128 158L129 155L133 154L135 156H133L134 158L137 156H139V154L141 155L143 151H140V149H138L139 151H136L135 152H130L129 150L125 152V149L123 150L122 148V151L121 149L118 147L117 150L115 151V154H113V148H109ZM114 149V150H115ZM120 149V150H118ZM132 149V148H131ZM133 149V150H134ZM149 149V148H148ZM191 148H189V152L191 153L190 151ZM194 149V148H193ZM197 149V148H196ZM207 149V147H206ZM210 149V146L209 148ZM215 149V150H214ZM39 150V149H38ZM154 150V149H153ZM220 150V149H219ZM218 150V151H219ZM42 151V150H41ZM43 151H44V147H43ZM56 151V150H55ZM60 151V150H59ZM112 151V152H111ZM146 151L148 152L147 148H146ZM159 151V150H158ZM201 151V150H200ZM204 151V150H203ZM236 151V150H235ZM53 152V151H52ZM152 152V151H151ZM154 152V151H153ZM152 152V153H153ZM188 152V153H189ZM197 152V151H196ZM205 152V151H204ZM206 152L208 153V150H206ZM221 152V150H220ZM226 151H224L225 153ZM46 153V152H45ZM61 153V152H59ZM97 153V152H96ZM113 155H112V154ZM150 153V152H149ZM148 153V154H149ZM189 153V154H190ZM193 153V152H192ZM223 153V152H222ZM222 153H219L220 156H223L221 155ZM223 153V154H224ZM243 153V152H242ZM49 154V153H48ZM58 154V153H57ZM98 154H101V153H98ZM103 154V153H102ZM144 154V153H143ZM196 154V153H194ZM209 154V153H208ZM226 154V153H225ZM61 155V154H59ZM97 155V154H96ZM180 155V154H179ZM203 155H207V154H203ZM211 155V156H212ZM218 155V154H217ZM238 155V153H237ZM58 156V155H57ZM100 156V155H99ZM143 156V155H142ZM161 156V155H160ZM159 156V157H160ZM191 155H188V157H190ZM193 156V155H192ZM212 156V159L210 160H213V157ZM218 155V158L220 157ZM236 156V155H235ZM53 157V156H52ZM65 157V156H64ZM71 157V156H70ZM102 157V156H100ZM187 157V156H186ZM202 157V156H201ZM208 156H205L206 159ZM51 158V156H50ZM58 158H60L58 156ZM63 158V156H62ZM61 158V159H62ZM114 158V159H113ZM134 158H131L133 159L134 161ZM150 158V157H149ZM161 158V157H160ZM167 158V157H165ZM184 158V157H182ZM192 158V157H191ZM194 158V157H193ZM223 158V157H222ZM260 158V157H259ZM52 159V158H51ZM56 159V158H55ZM65 159V158H64ZM72 159V158H71ZM139 159V158H137ZM136 159V160H137ZM151 159V158H150ZM155 159V158H154ZM153 159V161H154ZM163 159V158H162ZM188 159V158H187ZM58 160V159H56ZM63 160V159H62ZM61 160V161H62ZM67 161V159H65ZM129 160V159H128ZM126 160V162L128 161ZM189 160V159H188ZM199 160V159H198ZM220 162H222L223 160L220 159ZM64 161V160H63ZM71 161V160H70ZM73 161V160H72ZM152 161V160H151ZM159 161V160H158ZM163 161H166L165 159ZM175 161L174 159L172 160H169V164L165 165L167 171L170 170V168H172V164L173 163H178V165L180 164V162H173ZM193 161V160H192ZM205 161V160H204ZM207 161V160H206ZM231 161V160H230ZM251 161V160H250ZM117 162V161H115ZM156 162V161H155ZM172 162V163H171ZM191 162V160H190ZM189 162V163H190ZM197 162V160H196ZM203 162V161H202ZM201 162V163H202ZM209 162V161H208ZM212 162V166H215L213 165V161ZM215 162V161H214ZM219 162V163H220ZM57 165H61L62 162H56ZM71 163V162H70ZM69 163V164H70ZM129 163V162H128ZM148 163V162H147ZM200 163V161H199ZM217 163V162H216ZM55 164V163H54ZM63 164V163H62ZM71 164H74L71 163ZM77 164V162L75 163ZM130 164H132L130 162ZM129 164V165H130ZM156 164V163H155ZM171 164V165H170ZM222 164V163H220ZM224 164V163H223ZM63 165H66L65 164V161H64V164ZM157 165V164H156ZM210 165V164H209ZM218 165V164H216ZM231 165V166H230ZM229 165V169H222L219 165V167L222 169V170H217V169H214L213 168H209V167H204L202 166V168L200 169H197V171L195 170H189V166L185 172V174L183 175V181L185 182L184 184H181L179 181L176 182L175 184V189H176V192L174 194L175 196V199L179 201V199L182 200V198L180 197H184L185 195L188 196L189 193L193 194V193H197L199 195V198L202 197V194L205 193V191L202 188V186L205 188L208 189V195H207V198L204 200V201H201L202 202V209L199 211L198 207H197V203L198 202H193L189 207L185 208L183 206H181V201H180V206H175L172 210H170V213H174L173 215H176V218L179 219V221L176 220L177 224L175 223H172V221H174L173 217H172V221L169 222V223H172L175 225V228H178L177 231H185V232H189L191 231V243H195L194 246H198L199 245V248H203L204 252L203 254L205 255V259L206 261L208 260L210 262V264H220L223 262L224 260V253L226 251V249H229V252L230 250L235 246V247H238V246H241L243 247L245 244H248V243H254L255 245L257 244V246L259 247V252L260 250L262 251L261 254L258 253L255 254L258 256L256 257L255 254L253 255V257L255 256L256 258L251 262L249 261V264H264V237H261V236H254L252 237V235L250 234L249 238H245L244 240H236V237H235V245H231V240L229 241V237H227L223 230L224 228L221 230V228H210L209 226H203L201 224V222L197 220V216H199L200 218L202 219H213V220H217V222H221L222 221V218H221V209L223 208V203H222V200L220 202V198H221V194H220V188H222L221 186V183L223 181V179L221 180V183H220V180L219 178H223L222 176H228L227 180L230 179V184L228 183V188L230 189H227L229 191L226 190V192H229L230 193V196L233 198H238L239 199V202L242 201L244 202V204L242 202L239 203V205H241L240 207H242V205H244V211H245V214H246V218L244 220H242V224L241 226H247L249 228H251V230H254V232H260L261 234H264V180L262 179V177H260V174L261 173H258L257 171H254V170H242L240 168V166L238 164H236L235 162H232L231 164ZM149 166H150V162H149ZM185 166V165H184ZM197 166V164H196ZM223 167H225L224 165H221ZM54 167V165H53ZM57 167V166H56ZM62 167V166H61ZM67 168V165L64 166ZM151 167V166H150ZM149 167V168H150ZM165 167H162V168H165ZM182 167V166H181ZM55 168V167H54ZM130 168V169H129ZM143 168V167H142ZM148 167H146L147 169ZM152 168V167H151ZM169 168V169H168ZM218 168V167H217ZM226 168V167H225ZM119 169V170H118ZM173 169V168H172ZM185 169V168H184ZM183 169V170H184ZM65 170V168H64ZM111 170V168H110ZM152 170V169H151ZM165 170V169H164ZM163 170V172H164ZM177 170V169H176ZM175 170V171H176ZM234 171L235 174V178L232 176L231 177V174H233V172H230V171ZM159 171V170H158ZM173 171V170H172ZM170 171V172H172ZM174 171V172H175ZM113 172V170L111 171ZM144 172V171H143ZM162 172V171H161ZM177 172V171H176ZM115 173V172H114ZM127 172H125V175ZM148 173V172H147ZM159 173V172H158ZM157 173V175H158ZM145 175V173L143 174ZM143 175H142V179H143ZM155 175V173H154ZM221 175V177H220ZM116 176V174H115ZM121 176V175H120ZM156 176V175H155ZM177 176V175H176ZM57 177H60L57 176ZM157 177V176H156ZM168 177V176H167ZM179 177V176H178ZM234 178V179H233ZM65 179V178H64ZM145 179V178H144ZM156 181H158V187H159V191H160V195L161 193L164 194L166 191H163L164 188H166L167 186H164L165 184L161 183L163 182L162 180H165L164 179V174L161 173L159 175V178H155ZM177 179V178H176ZM57 180V179H55ZM61 180V179H60ZM66 180V179H65ZM172 180V179H171ZM175 180V179H173ZM59 181V179H58ZM67 181V180H66ZM140 181V180H139ZM147 181V179H146ZM155 181L154 179L152 180V182ZM166 181V180H165ZM142 182V180H141ZM149 182V180H148ZM169 182V181H168ZM172 182V181H170ZM182 182V181H181ZM55 183H58L57 181H55ZM60 183V182H59ZM70 183V182H69ZM117 183V182H116ZM139 183V186L138 188L140 187L141 183L140 182H137V184ZM143 183V182H142ZM145 183V181H144ZM147 183V182H146ZM156 184V182H154ZM165 183V182H164ZM174 183V182H173ZM65 184V182H64ZM67 184V182H66ZM97 184V183H96ZM150 183H148L149 185ZM224 184V182L222 183ZM136 185V186H135ZM157 185V184H156ZM200 185V186H198ZM63 186V185H62ZM65 186V185H64ZM67 186V185H66ZM94 186V185H93ZM98 186V185H97ZM95 185V187H97ZM142 186V185H141ZM147 186V185H146ZM150 186V185H149ZM172 186V185H171ZM174 186V185H173ZM172 186V188H173ZM225 186V185H224ZM73 187V186H72ZM116 187V186H115ZM114 187V188H115ZM148 187V186H147ZM145 187V188H147ZM151 187V186H150ZM149 187V188H150ZM157 187V188H158ZM199 187V188H198ZM68 188V186H67ZM71 188V187H69ZM75 188L76 185H75ZM143 188V187H142ZM144 188V189H145ZM148 188V189H149ZM156 188V189H157ZM171 188V187H170ZM137 189V188H136ZM135 189V190H136ZM167 189H169V186L167 187ZM175 189H172L173 191ZM71 190V189H69ZM141 190V188L139 189ZM139 190L137 192H139ZM149 190H152V189H149ZM154 190V189H153ZM158 190V189H157ZM156 190V192H157ZM171 190V192H172ZM222 190V189H221ZM132 191V190H131ZM141 191H144V190H141ZM223 191V190H222ZM164 192V193H163ZM170 192V190H169ZM70 193V192H69ZM72 193V192H71ZM74 193V192H73ZM135 193V192H134ZM144 193V192H142ZM146 193V192H145ZM155 193V191H154ZM167 193V192H166ZM173 193V192H172ZM110 194V193H109ZM137 194V193H136ZM135 194V196H137ZM147 194V193H146ZM145 194V195H146ZM156 194V193H155ZM155 194L151 195V196H155ZM159 194H156L158 195V197L160 196ZM224 194V193H223ZM226 194V193H225ZM138 195H142L140 193H138ZM166 195V194H164ZM168 195V194H167ZM169 196V195H168ZM173 196V197H174ZM185 196V197H186ZM147 197V196H145ZM157 197V196H156ZM163 197V196H162ZM162 197L160 196V199L163 200L165 197ZM220 197V198H219ZM229 197V196H228ZM172 198V197H171ZM198 198V199H199ZM225 198V197H224ZM167 199V198H165ZM170 199V197H169ZM236 199V201L238 200ZM173 200V199H171ZM170 201V200H169ZM174 201V200H173ZM224 201V200H223ZM136 202V203H135ZM135 202H130V208L134 209V210H137L138 212L136 214H134L132 217L137 219V225H141V226H147V229H145L146 227H142V229L146 230L144 231L145 232V235L146 236H150V237H154L155 240H156V237L157 235H159L160 237H162L166 231V226L165 223L166 221L163 220V219H160V222H161V225H160V222L158 220H154V227L151 225V223H148V216L150 215H143L142 212H150L151 213V216H152V213L156 212L157 210H159L160 208L165 212H168L167 211V208H166V203H162L163 201H160L156 204H154L155 202L154 201H144V202H141V203H137V201ZM157 202V201H156ZM166 202V201H165ZM177 202V201H176ZM191 202V201H190ZM231 201H229L230 203ZM173 203V202H171ZM225 203V202H224ZM233 203V202H232ZM238 203V202H237ZM119 204V203H118ZM177 204V203H176ZM175 204V205H176ZM98 205V204H97ZM168 205L169 202H168ZM167 205V206H168ZM225 205V204H224ZM238 205V204H237ZM239 205L237 206V208L239 207ZM222 206V207H221ZM226 206V205H225ZM224 206V207H225ZM163 208H166L165 210ZM203 208H208L209 211L208 212H205V210ZM232 208V207H231ZM234 208V207H233ZM230 209V208H229ZM243 209V208H242ZM139 210H142V211H139ZM169 210V209H168ZM234 210V209H233ZM241 210V208H240ZM110 211V210H109ZM227 211V210H226ZM239 211V210H238ZM243 211V213H244ZM233 212V211H232ZM241 214L242 212L239 211ZM238 212V213H239ZM107 213V212H106ZM169 213V212H168ZM237 213V214H238ZM232 214V213H231ZM106 216V215H105ZM230 216V215H229ZM238 216V215H237ZM132 217H130L132 219ZM190 217H193V218H196V221L195 220H190ZM225 217V216H223ZM241 217V216H240ZM243 217V216H242ZM231 218V217H230ZM109 219V220H108ZM107 219V222L108 221H112L110 220V218ZM113 219H115L113 217ZM126 218H124L125 220ZM158 219V218H157ZM171 219V218H170ZM187 219V221H185ZM101 220V219H99ZM117 220V218H116ZM134 220V219H133ZM153 220V219H152ZM235 220V219H234ZM115 221V220H114ZM118 221V220H117ZM239 221V220H238ZM44 222V221H43ZM102 222V221H101ZM106 222V220H105ZM113 222V221H112ZM121 222V221H120ZM223 222V221H222ZM232 222V221H231ZM241 222V221H240ZM108 223H111V222H108ZM116 223V222H115ZM114 222L111 223V226L112 224H115ZM118 223V222H117ZM168 223V222H167ZM207 223V222H206ZM205 223V224H206ZM233 223V222H232ZM120 224V223H119ZM116 226V229H118V225ZM158 224V225H157ZM172 224L171 227H172ZM212 224V223H211ZM214 224V223H213ZM103 225V224H102ZM109 225V224H108ZM131 223L129 224H126L125 226H123V228L120 226L119 228H121L120 231L124 230V231H131L132 229L131 228ZM169 225V226H170ZM178 225V226H177ZM208 225V224H207ZM148 226L152 227L153 230H151L150 228H148ZM113 228H114V225H113ZM168 228V227H167ZM127 229V230H126ZM246 229V228H245ZM137 232H138V229H136ZM107 231V230H106ZM119 231V233H120ZM134 231V230H133ZM133 231L132 234H136L134 233ZM157 231V233H155ZM248 231V230H247ZM118 232V231H117ZM140 232V231H139ZM172 232V231H171ZM250 232V231H249ZM141 233L142 230H141ZM147 233V234H146ZM113 234V233H111ZM122 234V232H121ZM166 234V233H165ZM115 235V234H113ZM112 235V236H113ZM122 236V235H121ZM158 236V237H159ZM114 237V236H113ZM118 237V236H117ZM139 237V236H138ZM147 237V238H148ZM149 237V238H150ZM248 237V236H247ZM164 238L166 239V237L164 236ZM167 238H170L169 236ZM152 239V238H151ZM150 239V240H151ZM171 239V238H170ZM149 240V239H148ZM147 240V241H148ZM234 240V238H233ZM143 241V240H142ZM154 241V239H153ZM151 241V242H153ZM159 241V239H158ZM133 242V241H132ZM150 242V241H149ZM148 244L150 247H151V244ZM248 242V243H247ZM85 243V242H84ZM114 243V242H113ZM121 243V242H120ZM118 242V245L120 244ZM123 243V242H122ZM145 243V242H144ZM156 243V241H154V244ZM134 244H136V246H142V242L137 239L135 240ZM169 244V243H167ZM115 246V244H113ZM121 245V244H120ZM119 245V247H120ZM146 245V247H147ZM114 246H112V248H114ZM117 246V245H116ZM115 246V247H116ZM127 245H125L124 247H126ZM148 246V248H149ZM162 245H160L161 247ZM201 246V247H200ZM118 247V248H119ZM123 247V246H122ZM121 247V249H122ZM123 247V248H124ZM145 247V246H144ZM193 247V246H192ZM255 247V246H254ZM134 248H135V245H134ZM147 248V249H148ZM198 248V247H197ZM261 248V249H260ZM125 251L127 250L126 248H124ZM151 249V248H150ZM149 249V250H150ZM153 249V248H152ZM152 249L150 251H152ZM159 249V248H158ZM163 249V248H162ZM170 249V248H169ZM172 249V248H171ZM184 249V248H183ZM189 249V248H188ZM193 249V248H192ZM195 249V248H194ZM254 249V248H253ZM252 249V250H253ZM256 249V248H255ZM254 249V250H255ZM115 250V249H114ZM149 250L147 252V254L149 253ZM191 250V249H190ZM253 250V251H254ZM123 251V253L125 252ZM144 251V249L142 250ZM153 251H158V250H153ZM171 250H167V252H169ZM182 251V250H181ZM186 251V250H184ZM233 252V255L235 256L234 254V251L231 250ZM249 251V250H248ZM251 251V252H253ZM256 251V250H255ZM78 252V251H77ZM116 253V251H114ZM161 253V251H159ZM165 252V250H164ZM172 252V251H171ZM193 252V251H192ZM122 253V254H123ZM136 253V252H135ZM135 253H129V251H127V255H125V258L123 256H121L122 258L125 259V261H131V260H136L137 256H134ZM139 253V252H138ZM145 253V252H143ZM163 253V252H162ZM170 253V252H169ZM168 253V254H169ZM178 253V252H177ZM191 253V252H190ZM236 253V252H235ZM119 254V253H117ZM116 254V255H117ZM137 254V253H136ZM146 254V253H145ZM146 254V255H147ZM168 254L166 253L165 255L168 256ZM252 254V253H251ZM149 256L148 257V260L150 262H154V264L158 261L155 262V258L154 260L151 261V258L150 257V253L148 254ZM154 255V254H153ZM156 255V254H155ZM164 255V256H165ZM170 255V254H169ZM174 254L172 253V256ZM76 256V255H75ZM142 256V255H141ZM140 256V257H141ZM160 256V255H159ZM162 256V255H161ZM166 256V257H167ZM171 256V257H172ZM115 256H113L114 258ZM119 257V255L117 256ZM120 257V259H122ZM146 257V256H145ZM144 256H142L141 258L142 259H145ZM155 257V256H154ZM174 257V256H173ZM172 257V258H173ZM179 257H182V256H179ZM200 257V256H199ZM237 257V256H236ZM111 258V257H110ZM139 258V257H138ZM158 258V257H157ZM168 258V257H167ZM188 258V257H187ZM228 260H230L229 257H227ZM252 258V257H251ZM117 259V258H116ZM115 259V260H116ZM119 259V260H120ZM147 259V258H146ZM145 259V260H146ZM162 261L164 262L163 259H165V257H161ZM106 260V259H105ZM114 260V261H115ZM144 260V261H145ZM147 260V261H148ZM169 262H170V258H168ZM181 260V259H180ZM113 261V262H114ZM121 261V260H120ZM123 261V260H122ZM121 261V263H122ZM138 261V260H137ZM141 262V263H144ZM161 261V260H160ZM161 261V262H162ZM166 261V259H165ZM183 261V260H182ZM227 261V260H226ZM226 261L224 263H226ZM108 263V260L106 261ZM105 262V263H106ZM119 262V261H118ZM132 262V261H131ZM185 262V261H184ZM202 262V261H201ZM230 262H233L230 260ZM116 263H117V260H116ZM138 263V262H137ZM168 263V261H167ZM165 263V264H167ZM172 263V262H171ZM191 263V262H190ZM196 263V262H195ZM203 263V262H202ZM104 264V263H103ZM115 264V262H114ZM118 264V263H117ZM120 264V263H119ZM124 264V262H123ZM128 264V263H127ZM131 264V263H130ZM134 264V262H133ZM148 264H151L148 262ZM153 264V263H152ZM159 264V263H158ZM173 264V263H172ZM200 264V263H199Z\"/></svg>","mask_w":264,"mask_h":264}]
</instances>
